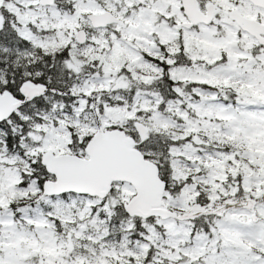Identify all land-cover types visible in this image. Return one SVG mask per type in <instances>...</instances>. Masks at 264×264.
I'll return each mask as SVG.
<instances>
[{
    "label": "snow or ice",
    "instance_id": "6c2138e0",
    "mask_svg": "<svg viewBox=\"0 0 264 264\" xmlns=\"http://www.w3.org/2000/svg\"><path fill=\"white\" fill-rule=\"evenodd\" d=\"M0 264H264V0H0Z\"/></svg>",
    "mask_w": 264,
    "mask_h": 264
}]
</instances>
